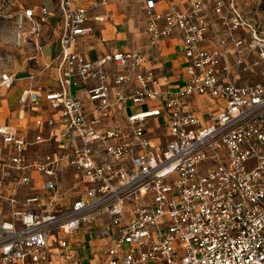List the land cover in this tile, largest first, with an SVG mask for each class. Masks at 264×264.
<instances>
[{
	"label": "built area",
	"instance_id": "obj_1",
	"mask_svg": "<svg viewBox=\"0 0 264 264\" xmlns=\"http://www.w3.org/2000/svg\"><path fill=\"white\" fill-rule=\"evenodd\" d=\"M143 1L150 43L180 34L175 90L141 51L86 56L77 40L103 16L58 1L56 86L19 94L51 111L31 137L0 124V264H68L82 229L87 246L100 240L98 264H264V30L238 0ZM52 14L23 11L35 35ZM13 83L2 70L0 86ZM191 96L215 101L208 124Z\"/></svg>",
	"mask_w": 264,
	"mask_h": 264
},
{
	"label": "crops",
	"instance_id": "obj_2",
	"mask_svg": "<svg viewBox=\"0 0 264 264\" xmlns=\"http://www.w3.org/2000/svg\"><path fill=\"white\" fill-rule=\"evenodd\" d=\"M141 1L144 12V23L146 26L145 5L144 1ZM189 1L190 0H161L157 3V8L162 10L172 4L185 6ZM75 5L86 7L91 17L95 15L103 16V19L100 21L94 19L91 20L94 28L93 32L91 34L80 36L77 40V48L86 56L96 58L109 50H138L144 53L146 66L152 67L156 71L164 70L161 77V84L158 86L159 89L175 90L182 84L184 78V65L187 59L183 53L181 37L178 32H174L169 37L161 38L155 43H150L144 30L145 38L141 47L128 46L126 44L105 46L103 44L104 38H101V35L108 16L101 10L88 8L84 4L79 3ZM52 15L47 16V21H49L50 18H54L55 37L53 41L41 44L36 59L37 69L33 68L32 70L21 74H13L11 71L7 70L14 77L13 86L9 89L0 86V124L12 125L21 134L27 137H31L35 131V118L37 116H46L51 111L48 102L44 98L41 97L38 109H33L29 104L22 103L19 100V94L23 88L50 89L56 86V67L59 62V59L56 58V53L60 48L59 37L61 33V25L59 15ZM44 61L50 63L49 67L37 74L35 79L32 80L30 75L34 72H38ZM43 129H45V126ZM38 147L42 150L49 148L47 144ZM5 148L6 146L2 143L0 137V153ZM29 149V151H32L36 149V146ZM71 240L74 241L77 258L69 261L68 264H98L96 257L100 240L92 238L90 240V245L87 246L88 241L86 234H84V229L73 234ZM80 250L82 252H80ZM52 264H58V262L54 260Z\"/></svg>",
	"mask_w": 264,
	"mask_h": 264
},
{
	"label": "rangeland",
	"instance_id": "obj_3",
	"mask_svg": "<svg viewBox=\"0 0 264 264\" xmlns=\"http://www.w3.org/2000/svg\"><path fill=\"white\" fill-rule=\"evenodd\" d=\"M59 0H0V72L9 70L13 74L25 73L37 69V55L41 44L53 41L54 18L40 22V30L35 35L30 32L31 22L23 16L25 8L33 7L35 19L39 18L40 8L47 7L57 15ZM75 4H84L88 8L98 9L107 16L101 38L105 46L126 44L141 47L144 43V12L141 0H71ZM244 13L259 23L264 30V0H238ZM52 15V16H53ZM245 79H254L243 76ZM202 124H208V115L218 109L215 101L204 96H191ZM137 106L136 109H139ZM71 173L64 172L61 181L64 186L70 183ZM40 181V180H39ZM41 187L36 183L35 189ZM26 191L25 189L21 192ZM81 235V234H80ZM53 244V243H52ZM78 245V244H76ZM80 252H82L80 250Z\"/></svg>",
	"mask_w": 264,
	"mask_h": 264
}]
</instances>
